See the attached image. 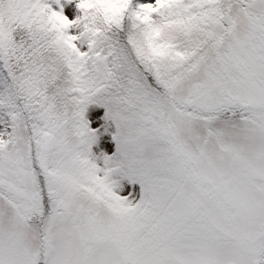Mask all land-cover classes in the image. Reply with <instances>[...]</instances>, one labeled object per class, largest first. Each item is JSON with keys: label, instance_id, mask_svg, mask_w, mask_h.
Segmentation results:
<instances>
[{"label": "snow or ice", "instance_id": "1", "mask_svg": "<svg viewBox=\"0 0 264 264\" xmlns=\"http://www.w3.org/2000/svg\"><path fill=\"white\" fill-rule=\"evenodd\" d=\"M0 264H264V0H0Z\"/></svg>", "mask_w": 264, "mask_h": 264}]
</instances>
